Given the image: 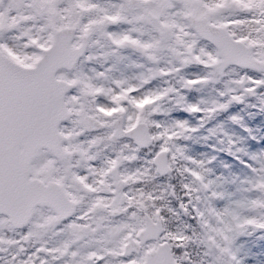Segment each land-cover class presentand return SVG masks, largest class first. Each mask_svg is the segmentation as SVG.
<instances>
[{"label": "snow or ice", "instance_id": "6c2138e0", "mask_svg": "<svg viewBox=\"0 0 264 264\" xmlns=\"http://www.w3.org/2000/svg\"><path fill=\"white\" fill-rule=\"evenodd\" d=\"M126 52L134 76L115 74ZM191 64L207 75L185 79ZM226 69L244 93L264 86L248 74H264V0H0V264H242L237 238L264 234V167L238 208L201 207L212 182L177 167L197 164L177 145L195 129L155 118L179 96L171 80ZM156 79L170 86L146 87ZM174 170L192 178L179 211L156 183Z\"/></svg>", "mask_w": 264, "mask_h": 264}, {"label": "rangeland", "instance_id": "374dc122", "mask_svg": "<svg viewBox=\"0 0 264 264\" xmlns=\"http://www.w3.org/2000/svg\"><path fill=\"white\" fill-rule=\"evenodd\" d=\"M125 26H114L113 31H120ZM127 59L125 65H128L127 68L124 66L117 67L119 69L115 73L116 75L124 74L127 76H134L141 71V69L135 68L133 63H138L135 59L134 55L131 52H126L124 54ZM130 61L131 67H129ZM105 64V65H102ZM108 67V64L104 62H93L87 64L85 66V70L95 69L96 71H104L105 68ZM204 71V73L202 72ZM187 73H191L187 71ZM197 75L203 76L207 75V70H200L195 72ZM256 79H261L258 75H253ZM167 87L164 83V80L161 79L155 89ZM198 87L206 92V88L204 84H199ZM232 89L234 91H230L233 95H242L239 93V87L236 84H229L228 91ZM251 99L254 102V109L250 111V114L253 115L255 120V146L261 147L264 149V116L261 113V110H264V86H259L255 89L253 93L250 94ZM181 96V95H179ZM243 99L247 96L246 93H243ZM206 105L207 102L214 99L212 96L210 99L207 98L206 94ZM252 104V103H251ZM245 110L248 111V108L245 107ZM233 117L238 118L240 113L238 110H233L230 113ZM158 121H165L169 126L176 124L177 122H182V117L180 115H175L174 110L168 106V102H166L162 106L161 112L156 116ZM220 130H227L231 132L233 137H236L237 144L240 147V152L244 154L245 160L249 161V164L255 168L259 169L260 167H264V151L258 153L254 144L248 143L238 131H234L230 128V126L223 122H215L213 126L208 128L207 132L203 135L207 136L210 132H219ZM188 136V133L186 134ZM190 156L194 157L197 160H201V157L198 154L191 153ZM227 168V171L225 169ZM207 173L208 179L205 182L211 181L210 189L207 193V200L203 202L202 207H206L207 205H211L218 210H223L225 208L236 209L239 205H241L246 198L250 196L249 193L245 191L248 187V182L253 179L254 173L250 170L245 169L243 166H239L236 164H231L229 161H223L219 169L215 168L212 163L207 165ZM230 174V175H229ZM170 178L158 179L157 184L160 186L172 185L170 183ZM215 191L219 194L217 198H213L211 193ZM183 200V197L180 195H176L175 197L169 198V206L173 209L179 211V203ZM174 223L177 226L182 227L184 224H187L186 216H181L179 221L174 219ZM236 244L240 247V257L242 259V264H264V234L256 233L254 235L248 236H240L236 240Z\"/></svg>", "mask_w": 264, "mask_h": 264}, {"label": "flooded vegetation", "instance_id": "af4514ba", "mask_svg": "<svg viewBox=\"0 0 264 264\" xmlns=\"http://www.w3.org/2000/svg\"><path fill=\"white\" fill-rule=\"evenodd\" d=\"M221 78H223V75H219V76L216 77L217 80H219V79H221ZM226 80H227L226 78L223 79V81H226Z\"/></svg>", "mask_w": 264, "mask_h": 264}, {"label": "water", "instance_id": "95a60500", "mask_svg": "<svg viewBox=\"0 0 264 264\" xmlns=\"http://www.w3.org/2000/svg\"><path fill=\"white\" fill-rule=\"evenodd\" d=\"M264 75V74H263Z\"/></svg>", "mask_w": 264, "mask_h": 264}]
</instances>
